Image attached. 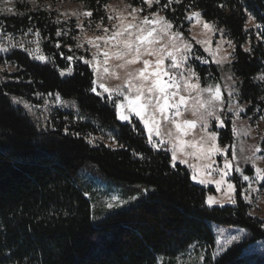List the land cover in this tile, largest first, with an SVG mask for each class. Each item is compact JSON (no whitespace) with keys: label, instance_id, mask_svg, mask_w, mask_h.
Wrapping results in <instances>:
<instances>
[{"label":"trees","instance_id":"trees-1","mask_svg":"<svg viewBox=\"0 0 264 264\" xmlns=\"http://www.w3.org/2000/svg\"><path fill=\"white\" fill-rule=\"evenodd\" d=\"M73 1L82 2L92 12V21H98L104 18L102 7L109 0ZM128 1L144 5L142 0ZM167 3L160 0L149 11ZM191 10L200 11L203 19L232 41L230 66L238 80L239 101L248 104L246 115L256 118V112L264 113V80H257L264 75V29H258V36L245 27L248 13L256 23H264V0H183L160 12L177 30L187 33L185 16ZM25 11L0 14V23L14 36L39 31L40 49L49 59L47 63L32 61L21 50L0 55V63L17 68L0 79V264H157L159 256L176 258L196 242L213 246L212 225L240 228L246 239L215 259L205 256L204 264H264L262 256L245 255L251 243L264 241V221L250 214L238 174L233 178L237 204L206 206L207 193L214 188L196 185L190 169L180 163L173 169L170 152L153 149L140 122L117 121L107 96L91 91L94 73L89 65L79 60L71 75L60 74L70 67L65 57L75 51L76 26L62 30L54 10ZM248 40L251 51L244 48ZM195 67L202 80L203 69ZM209 67L219 78L217 68ZM52 93L73 99L80 118L56 111L42 129L12 100L38 103L37 98ZM106 131L118 146L89 143V135ZM233 141L235 134L226 119L218 143L229 147V158ZM85 163L94 165L103 177L152 190L129 208L101 215L86 199L89 191L78 179ZM244 171L251 174L252 169Z\"/></svg>","mask_w":264,"mask_h":264},{"label":"snow or ice","instance_id":"snow-or-ice-1","mask_svg":"<svg viewBox=\"0 0 264 264\" xmlns=\"http://www.w3.org/2000/svg\"><path fill=\"white\" fill-rule=\"evenodd\" d=\"M10 3L11 0H8ZM144 4L151 7L153 4H159V0H142ZM180 0H168L162 8L156 12H151L149 15L139 16L143 8L132 7L127 15L120 13L113 17L109 15V21L115 20L111 23V27H102L103 20L97 24V28L102 27L103 35L95 36L87 40L96 51L92 52V59H85L84 57H77L82 60L84 64L90 65L95 79L92 81L93 87L91 91L103 97L107 93V99L111 101L113 107L116 109L117 118L120 121L131 123L133 117L139 118L142 122L143 128L147 131V141L153 149L164 150L171 153V167H177V161L180 164L187 165L191 170V179L201 185L215 184L217 191L222 186L226 185L228 190L227 202L236 205L237 200L234 193L236 186L232 182L226 180L229 171L235 166L236 171L241 173L242 179L248 182V188L243 189V200L251 202L249 192H256L258 189L253 188V177L243 174V170L239 167L236 160V152L232 151V159L228 158L227 146L219 147L217 144L218 133L216 131H208L210 122L218 121L221 127L224 126V120L221 119L220 113L225 109V101L222 96L221 87L219 84H208L202 87L200 84V77L191 65L193 59H200L195 56L192 43H190L179 30H173V24L166 17L159 14L169 8L173 3H179ZM107 7V6H106ZM131 7V6H128ZM191 7V5H189ZM10 7L0 8V12H11ZM173 11H175L173 9ZM66 15V14H65ZM76 15V13H73ZM86 17H91L92 12L86 11L83 13ZM249 22L255 20L251 13H248ZM151 17V18H150ZM195 19L197 24H201L206 34H214L215 31H220L223 36L222 29H216L214 23L203 20L200 11L190 12L185 19L188 21ZM79 19V18H77ZM257 29H264V23H256L254 25ZM77 27H82L77 23ZM2 31V29H0ZM29 31H32L30 28ZM61 31L57 32L60 36ZM39 37V31L36 32ZM259 36L260 33L257 32ZM264 38V37H262ZM103 43V59H97L101 55V43ZM196 43L204 46V51L209 52L212 60L217 66L223 65L230 60L233 55L231 52L224 51L219 43L215 49L209 48L211 39H201ZM230 46L232 41H227ZM16 45H13L15 47ZM23 47V45H20ZM60 45L57 44L56 47ZM83 47V44H77V48ZM234 47V46H233ZM0 51L7 52L8 48L0 44ZM34 59L39 61H47L49 58L41 54L39 47L35 49H25ZM251 51V49H246ZM63 55V53H60ZM149 57H155L150 59ZM66 60L72 61L73 56L65 57ZM168 61V64L165 62ZM114 62V63H110ZM202 62L207 63V60ZM142 63V67L132 68L130 66ZM124 70V75L121 76L118 70ZM62 76L66 73L61 71ZM67 74H72V69L67 70ZM115 78L121 80L122 83L114 87L107 84V80ZM195 78V82H193ZM232 79L231 76L228 77ZM259 79L264 80V75ZM232 85H227L228 101L227 111L233 113L231 120L232 131L236 133L235 118L239 117L245 108L242 107L238 101L234 100V95H239ZM97 87L102 91L97 92ZM59 99V93L55 94ZM12 100L17 103H23L25 108L31 110L32 106L20 98L12 97ZM75 103V102H73ZM235 105V106H234ZM191 111L197 119L186 120L180 119L185 111ZM264 119V116L260 117ZM166 122L174 126L173 132L170 128L167 133L161 132V123ZM199 124L200 129L204 132L199 139L193 138L186 140L184 137L189 135L190 131ZM65 132H68L67 127ZM79 135V133H73ZM101 139H103L101 137ZM110 139H115L110 137ZM96 138L91 137L89 143H95ZM261 149L258 146L254 147L252 155L245 157L246 161H251L253 165L259 158L256 153ZM217 153H224V165L214 167L215 160L213 157ZM135 155L142 154L134 153ZM189 158H194L199 163H191ZM218 173L219 179H213V174ZM255 180L257 182L264 181V168H255ZM145 192L148 189H144ZM130 199L135 200L136 197ZM226 201L217 199L209 195L206 199L208 206L221 205ZM128 201L121 200L119 197H112L106 203V208L112 209L119 207ZM264 227V224L261 225ZM244 235L243 231L239 235H229L217 240V248L212 253L215 259L221 252L228 249L234 242L240 241ZM203 255L200 260L203 261Z\"/></svg>","mask_w":264,"mask_h":264},{"label":"rangeland","instance_id":"rangeland-1","mask_svg":"<svg viewBox=\"0 0 264 264\" xmlns=\"http://www.w3.org/2000/svg\"><path fill=\"white\" fill-rule=\"evenodd\" d=\"M182 1L183 0H180V2ZM128 6H131V7H128ZM152 6L149 7L147 4H144L143 6H133L128 0H109L108 3H105V5L102 7L104 10V13H103L104 18L102 19L103 20L102 27L110 28L111 23L116 22L115 20L110 22L108 19L109 15H112L113 17L117 16L120 13H124L125 15H127V12H130L132 7L143 8V11L139 13L140 17H143L144 15L150 16L151 11L149 10L150 8H152ZM3 7H10L13 9L11 12H0V14H5V15L24 14L26 12L25 10H28V9L29 10H37V9L54 10L58 12V15H59L58 22L61 24V28H63L62 30H65L66 28H69L70 25L74 24L76 28L78 29V33H76L77 43H76V46H74L75 51H73L71 55L73 56V60L69 61L70 63L69 68H71L72 71H74L75 63L79 61V59H76L77 57H84L85 59H92V52L96 51L95 48H93L91 45L87 43V40L95 36L104 34L102 31V27L100 29L97 28V24H100L101 20L92 21V17H86L83 15L84 12L90 11V10L86 9L87 7L82 2L78 3V1H73V0H62V1H57V2H52V1H47V0L43 2H39L37 0H11V2L9 3L8 0H0V8H3ZM192 11H198V10H191L186 14V16ZM73 13H76V15H73ZM159 14L161 16H164V14L161 12H159ZM78 22L80 23L82 27H77ZM171 22L173 24V30L174 31L177 30L174 27L173 21ZM186 22H188L189 24V27L187 28L188 32L185 33L182 30L181 31L179 30V31L183 33L184 37L190 43H192L195 56L200 57V59H193L191 61V65L193 68L195 67V65H198V67H201L200 70L203 69L201 70L203 74V79H202L203 81L200 80V84L202 87H205L208 84H213V85L219 84L221 87L223 99L226 102L224 111L220 113L221 119L224 120V126L221 127L218 121L213 120L212 122H210V126L208 128V131H216L218 133L217 144L219 145V147L224 148L226 146L218 143L219 131L225 128L226 119L230 120L231 122V120L234 118L233 113H230L227 111V101H228L227 85H232V81L234 80L235 84L233 85V87L236 91L239 90L238 80L234 78L235 76L233 75L232 67L230 66L232 63V56L230 57V60L228 62H225L221 66H217L216 63L212 60L209 52L204 51V46L196 43V41L201 40V39L210 38L211 43L209 45V48L211 49H215L217 47V44L219 43L221 49L223 50L220 53L221 55L224 54V51L233 52V46H230L227 43L229 39L226 37L224 32H223V36H221L220 31H215L214 34H206V30L203 29L201 24H197L194 18L191 21L186 20ZM255 24H256L255 20L252 22H249V17H248L245 27L250 33L252 34L257 33L258 29L254 26ZM215 28L217 29L216 26ZM0 29H2V31H0V44L8 48L7 52L0 51V55L7 56L12 51L21 50L25 52L32 59V61H36L39 63L48 62V61L36 60L33 58V56L29 52L25 51L26 48L27 49H35L37 47L41 48L40 40L36 34L34 33L25 34L24 33V34H18L17 36H14L5 30L4 26H2L1 23H0ZM100 43H101V49H100L101 55L97 57V59H103V56H102L103 43L102 42ZM77 44H83V47L77 48ZM13 45H16V46L13 47ZM20 45H23V47H21ZM251 45H252L251 40H248L244 48L251 49ZM40 50H41V54L45 55L42 49ZM79 52H82L83 55H79ZM149 58L153 60L155 59V57H149ZM203 60H207L208 62L204 63L202 62ZM110 63H114V62H110ZM165 63L168 64V61H166ZM210 65H214V67L217 68V70L219 71V78L215 79L214 72L211 69V67H209ZM142 66H143L142 63H137L136 65L130 66L129 70H131L132 68H139ZM16 69L17 68L14 64L7 63V62L0 63V79H3L10 74H13L16 71ZM194 69L196 73L198 74L196 67ZM67 70L68 69L63 70L66 73L65 75H63V77L69 76L67 74ZM118 71L121 76L124 75V70L120 69ZM229 76L232 77L231 80L228 79ZM260 76L261 75H259V77ZM259 77H257L258 81L261 80L259 79ZM94 79H95V74H94ZM193 82H195V78H193ZM120 83H122V81L117 80L115 78H111L107 80V84L110 87H114ZM100 91H102V89L97 87V92H100ZM55 94L56 93L47 94L45 96H40L39 98H37L38 103H29L26 101L29 105L32 106L31 110L25 108L23 103H17L15 101L14 102L15 104L19 105V107H22L25 110V112H27L33 118V120L37 122V125H39L42 129L46 128V125H47L46 123L52 121L53 115L56 114V111L73 113L76 115L75 120H78L80 116L78 114V110H76L77 109L76 103H73L75 101L73 99L62 98L60 95H59V99H57ZM107 95H108L107 93L104 94V96H107ZM234 100L238 101L239 104L242 107H244L246 110L248 104L240 103L239 95H234ZM255 115H256V118H254L253 115H246V111H245V112H242L239 117L235 118L236 133H235V141H233L234 144L232 146V151L235 150L236 152V160L238 162L239 167L243 170V174L253 177L252 187L258 189V191L256 192L250 191L249 195H250L251 202L249 203L246 201L248 205L250 206V214L252 215V217H256L264 221V181L257 182L255 180V168L256 167L264 168V158L257 159L255 162V165H253L251 161L245 160V157L252 155V152L255 146H258L261 149L260 152L256 153V156L264 157V146L262 147V139L264 138V119L260 118L261 116H264V113L258 114V112H256ZM180 119L193 120V119H197V117L194 116L192 112L189 110V111H185L183 113V116ZM132 120L140 122L139 118L137 117H133ZM117 121L124 123V124L129 123L126 121H120L119 119ZM140 123L143 127L142 122ZM170 128L172 129L173 132L175 131L174 126L169 125L166 122L161 123L162 133H167ZM144 133H146V136H147L146 130ZM201 135H204V132L201 131L200 126L198 124L196 128L192 129L189 135L185 136L184 138L186 140H191L193 138L199 139ZM91 137L96 138L95 143L103 142L109 145V147L118 146L115 140L110 139V137H112V134L110 131H106L98 135H89L87 139L89 140ZM101 137L103 139H101ZM227 148L229 149L228 146ZM189 159L191 163H199V161H197L194 158H189ZM213 159L215 160L214 167L217 165L219 167H223L224 153H217L213 157ZM229 159H232V158H229ZM177 163H179V161H177ZM184 166H186V169H189L187 165H184ZM246 167L248 168L251 167L252 169L251 174L246 173L244 171V168ZM234 174H238V177H239L238 179L241 180V182L244 184V189L248 188V182L242 179L241 173L236 171L235 166L229 171V175L226 177V180L232 182L236 186V182L233 180ZM219 178L220 177L218 173L213 174V179H219ZM78 179H79L81 186H83L85 190L87 189L89 191V193H87L86 195V199L91 200L93 209L94 210L98 209L97 211L101 215H105V216L106 214L108 215L109 213L115 212L119 209L129 208L138 199L148 195L152 190L149 187H146L143 185H132V184H127L126 182H123V181H118V180H113V179L103 177V175L98 172L96 167L90 163H87V164L85 163L82 169L78 172ZM192 182L202 187L214 188L213 192L207 193L208 194L207 197L209 195H212L216 197L217 199H223L226 201L223 204V206L221 205L208 206L207 204L206 206L208 207L234 206L233 204L227 202L228 190H227L226 185L222 186V188L219 191H217L215 184L201 185L196 181L192 180ZM144 189H148V191L145 192ZM234 195L236 198V193H234ZM243 195H244V192L242 193V196ZM114 196L119 197L121 200L128 201V203L122 204L119 207H114L112 209L106 208V203L109 200H111V198ZM131 197H136V199L132 200L130 199ZM241 231H243L244 233V235L241 237V240L234 242L232 245L238 244V243H241V241H244L246 239V232L237 227L227 228V227H220L217 225H212V232L215 235V243L213 246H209V245L204 246L202 245V243L196 242L192 244V246L190 245L187 251H185L183 254L179 255L176 258H167L164 256H159V258H157L158 259L157 264H204V261L206 258L205 256L211 255L212 257L213 251L216 250L217 248L216 242L218 239H222L223 237H227L229 235H239ZM232 245H230L228 248H230ZM222 253L223 252H221L219 255H221ZM201 255H203L204 257L203 261L200 260ZM245 255H257V256L264 257V241H256L254 243H251L245 250Z\"/></svg>","mask_w":264,"mask_h":264}]
</instances>
